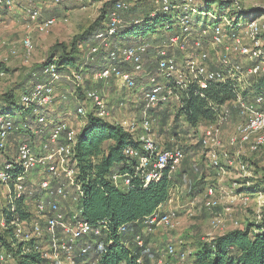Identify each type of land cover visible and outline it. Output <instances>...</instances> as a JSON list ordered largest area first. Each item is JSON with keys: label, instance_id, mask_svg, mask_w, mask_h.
<instances>
[{"label": "built area", "instance_id": "built-area-1", "mask_svg": "<svg viewBox=\"0 0 264 264\" xmlns=\"http://www.w3.org/2000/svg\"><path fill=\"white\" fill-rule=\"evenodd\" d=\"M55 1L59 2V0ZM137 1L114 2L108 13L106 26L96 33V42L91 46L88 54V59L92 62L96 60L102 48H107V63L98 72L99 79L119 80L128 88L136 85V74L144 72V59L151 45L144 41L121 47L111 45L112 39L124 24L122 13L129 10L131 4ZM14 2L15 0H0V15L9 10ZM155 2L164 12L176 8L182 9L183 14L178 20L179 32L171 34L164 43L156 47L154 54L150 55L155 60L156 74L147 76V90L143 96L140 116L122 119L119 122L126 131L136 137L140 146V148L126 149V153L137 161L134 174L117 170L111 175L113 184L119 189L128 188L132 178L137 175L144 179L145 185L151 181H158L165 169L169 168L170 173L178 170L185 157L182 146L175 143L170 147H161L156 141L151 116V110L155 106L166 104L171 99L180 101L179 91L186 90L192 83L204 86L207 82L233 80L239 84L243 77L249 79L264 73V40L261 38L264 26L257 19L247 22L242 28L241 35L234 32L230 34L221 24L203 29L201 34L194 35L191 13L196 12V7L193 0H181L177 6H173L171 0H155ZM27 15L41 32L49 30L56 23L55 18L41 20L37 7L27 8ZM224 18L226 24L233 29L232 21ZM205 34L209 35L205 36ZM208 37L210 43L215 46L226 45L228 41V46L216 65L210 63L209 52L204 46ZM24 46L27 49L31 48L30 39L24 40ZM190 48L193 53L186 56ZM174 51L184 53L185 60L182 65ZM235 55L246 57L252 62L246 72L241 62H234L231 59ZM122 64H128L131 70L123 68ZM42 73L47 79H40L30 91L23 93L20 103L25 109L33 108L38 112L36 119L38 127L35 133L44 134L46 137L38 146L28 141H21L16 147L15 159L7 160L0 165V183L10 185L12 189L7 200L11 212H15L16 198L23 195L31 196L37 190L42 191V195L34 200L27 219L13 216L10 222L2 219L1 225L12 228L14 248L20 243L33 241L36 250L49 264H96L97 259L94 254H104L108 251V247L114 241V233L116 236L125 237L131 225L140 226L141 231L134 234L133 241L140 254L137 263L142 264L144 256L152 258V251L148 247L145 234L153 233L162 227L175 228L177 224L175 211H166L167 207H165L171 201V196L167 203L159 206L152 214L132 223L119 225L115 232L111 228L110 219L97 222L84 219L79 208L84 191L77 181L75 158L79 130L68 120L50 119L43 112L42 109L54 104L56 84L62 75L55 62L46 64ZM82 80L81 71L73 72V81L77 86ZM61 98L66 100L68 97L62 94ZM85 99L93 103L96 116L106 121L110 112L108 103L100 96L98 90L87 91ZM233 103L238 104L237 110L243 120L236 126L230 137V143L239 147L248 145L254 152L264 149V94H255L252 100H249L239 93ZM119 107L123 109L125 103L121 102ZM231 112L228 105L224 106L216 121L206 127L200 139L204 146L213 148L221 144L218 138L220 126L229 118ZM77 114L81 117L87 116L86 108L83 105L79 106ZM168 130L171 131L172 128ZM13 133H15V124L12 116L0 114V151L7 149ZM209 152L213 165L222 170L224 166L214 149ZM223 157L229 164L233 163L228 153L223 152ZM34 172L40 176L37 188L30 186L29 183L32 181L29 177ZM233 196L231 202L240 200L246 204L244 197ZM204 197V208L213 213L210 225L219 228L220 215H222L219 214L221 201L214 196L212 188L206 189ZM222 212L231 214V209L225 207ZM238 224L236 221L235 226L237 227ZM177 246L172 243L167 244L165 255L176 256L183 264L193 251L187 249L179 251ZM9 258L10 254L5 251L0 252V264H6Z\"/></svg>", "mask_w": 264, "mask_h": 264}, {"label": "rangeland", "instance_id": "rangeland-1", "mask_svg": "<svg viewBox=\"0 0 264 264\" xmlns=\"http://www.w3.org/2000/svg\"><path fill=\"white\" fill-rule=\"evenodd\" d=\"M115 1L15 0L12 7L0 15V98L4 97L6 93L12 92L19 102L17 108L11 110L10 113L17 112L23 106L20 103L21 95L30 91L38 79L46 77L41 69L48 61V54L52 47L56 44H64L69 47L75 37H78L77 35L81 36L85 33L101 16L104 5L108 3V7L111 6L109 9H111ZM124 1L130 2V0ZM229 1H234L245 11H251V16L256 15L254 19H257L264 26V0ZM111 2H113L112 5H110ZM219 2L217 6L213 4L211 7H204L211 10L207 16L209 22L213 20L212 15L216 13L218 5L221 4ZM202 3L203 0H193L195 7L202 5ZM131 5V10L122 13L126 23L140 17V13L144 10L154 9L156 11L159 8L153 0H141L137 5ZM29 7L39 9L41 20L55 18V25L45 32L39 31L36 23L29 20L27 15V8ZM236 7L237 5L229 6L228 14L224 17L230 19L233 16L231 13ZM181 11L182 9H179V13ZM108 13L105 20H103V27L106 26ZM224 17L221 20V25L227 32L232 34V28L228 27ZM191 20H196L193 15ZM192 24H195V28L192 25L194 35L201 34L202 31H200L199 26L195 22ZM100 26L97 25V29L89 33L90 36L87 40H80V54L76 66L70 67L69 70H67L68 68L60 70L62 77L56 84L57 94H65L68 98L62 100L61 95L57 96L52 107L42 109L50 119L64 118L73 124L77 130H80L87 122V116H78V107L83 105L87 110V114L95 109L93 103L85 99L86 92L93 89L98 90L100 96L108 103L110 112L106 121L118 124L122 119L139 117L143 96L147 90V76L156 74L155 60L151 56L158 45L164 43L171 34L179 32V24L175 21L171 30H167L164 26H158L155 31L148 32L145 36L128 38L130 36L116 35L112 39L111 46L121 47L144 41L151 45L150 47L153 49L152 53L150 52L149 56L147 55L144 59V72L136 74V85L133 88L123 87L120 89L114 84L113 79L110 80L109 84H99L101 79L98 77V72L107 63V48H102L95 61L91 62L88 59L89 50L96 42V33L103 28ZM244 26L234 33L241 35ZM207 35L209 34H205V36ZM261 38L264 40V28ZM26 39L31 41L30 49L24 46V40ZM204 46L209 52L210 63L216 65L221 54L228 46V41L226 45L215 46L210 43V37H208ZM189 50L186 56L193 53L191 48ZM173 53L182 65L185 60L184 53L182 51H174ZM231 59L234 62H241L245 72L252 63L248 58L239 55L232 56ZM125 65L122 64V66ZM127 69L131 70V68ZM78 70L81 71L83 80L77 86L73 81V72L76 73ZM94 80L98 83H94ZM241 80L238 84L240 93L247 99L252 100L255 90L249 85V79L243 77ZM121 102L125 103L123 109L119 107ZM177 104L176 99H171L168 103L159 104L151 110L153 131L155 134L157 133L161 145L167 147L176 143L184 147L186 158L180 164L177 175L174 174L177 178L176 185L171 193V201L168 202L166 208V211H175L177 224L175 228H159L155 234L148 236V242L153 241V244L156 245L155 248L152 247L154 253L150 259V264H172L174 263L172 258H175V263L177 260L179 261L176 256L168 257L165 255L167 244L178 245L179 251L187 249L195 252L197 241H211L212 238L220 235L219 232L221 231H223L221 233L223 234L233 229H243L248 225L253 226L255 223H259L264 215V149L254 152L249 149L248 145L239 147L230 143V137L236 126L243 120L237 110L238 104L233 102L227 104L232 112L229 118L220 126L218 138L221 144L213 146V148L204 146L200 140L202 133L211 123L202 122L194 128L190 127L182 118L176 121ZM60 115L62 117H59ZM15 118L22 120L24 115L17 112ZM167 127H171L172 130H168ZM23 140V135L18 133L17 130L11 135L7 149L0 151V165L8 156L15 159L16 147ZM212 149L221 159V164L224 166L222 170L213 165L209 152ZM223 152L229 154L233 163L229 164L227 162V159L223 157ZM184 169L187 171H184ZM29 178H32V181L29 182L31 183L30 186L39 187V174L34 172ZM201 180L202 182L199 183L201 187L196 186ZM208 188H212L214 196L221 201L219 214L222 215H220L219 228L210 225L213 213L205 209L203 205L205 191ZM11 191L10 185L0 183V210L7 206ZM233 195L244 197L246 204L240 200L231 202ZM225 207L231 209V214L222 212ZM236 221L239 223L237 227L235 226ZM181 263L179 261V264ZM8 264H12V262ZM183 264H193L192 257H189Z\"/></svg>", "mask_w": 264, "mask_h": 264}, {"label": "trees", "instance_id": "trees-1", "mask_svg": "<svg viewBox=\"0 0 264 264\" xmlns=\"http://www.w3.org/2000/svg\"><path fill=\"white\" fill-rule=\"evenodd\" d=\"M140 1L138 0L135 4L137 5ZM153 1L155 2V0ZM180 1L171 0V3L173 6H177ZM218 1L221 4L218 5L216 13L212 15L213 20L209 22L207 16L211 10L204 7H211L213 4L217 6ZM231 5H237L230 18L234 26L231 30L233 32L256 16H251V11H245L234 1L203 0L202 5L196 7V12L191 13L196 19L192 23L195 22L200 31L219 25L223 17L228 14V8ZM110 7L106 3L96 22L81 36L77 35L78 37H75L69 47L64 44L54 45L48 54V61L45 65L55 62L59 70L67 68L69 70L70 67L76 66L80 54V40H87L90 36L89 33L97 29V25L103 27V20H105ZM154 11V9L144 10L135 20L132 19L128 23L124 21L117 35L130 36L128 38L145 36L146 33L155 31L158 26H164L167 30H171L173 23L178 22L180 15L183 14V11L179 13V9L176 8L168 12L159 8ZM157 11L159 13H156ZM192 25L195 28V24ZM152 51L153 49L150 47L148 54ZM123 68L131 67L126 64ZM41 70L43 71V68ZM249 81L255 94H264V73L257 77H250ZM239 93L238 82L233 80L207 82L204 86L192 83L186 90L178 93L180 101H177L176 121L182 118L190 127L194 128L202 122L213 123L221 109L235 101ZM18 105L19 102L15 94L6 93L4 97L0 98V114L11 115L15 124V132L17 130L23 135V141L38 146L46 136L35 133L38 127L36 111L33 108L25 109L22 106L17 112L23 114L24 118L17 120L15 118L17 112L10 113V111L17 108ZM129 147L140 148L134 135L126 131L119 123H110L98 118L94 110L88 112L87 122L79 130L75 148L77 181L84 191L79 208L82 217L90 222L110 219L113 232L119 225L142 219L156 211L159 206L167 203L177 180L178 170L170 173V169L167 168L158 181H151L145 185L144 179L137 175L132 178L128 188H117L111 180L112 173L120 170L134 174L136 169V159L126 153V149ZM10 159L11 157L8 156L5 161ZM201 182L202 180L196 186H200ZM198 189L200 190V188ZM40 195H42V191L37 190L31 196L23 195V197L16 198L14 213L10 211L8 205L0 210V252L5 251L10 254L7 264L9 262L12 264H49L36 250V244L33 241L20 243L14 248L12 228L1 225L2 219L10 222L13 216L27 219L34 200ZM113 236L114 241L106 253L94 254L97 259L96 264H138L137 260L140 254L132 236L128 240L126 237L116 236V233ZM190 257L193 259V264H264V215L261 221L253 226L248 225L243 229L230 230L214 237L211 241H199L195 252ZM142 264H150V258L144 256Z\"/></svg>", "mask_w": 264, "mask_h": 264}, {"label": "crops", "instance_id": "crops-1", "mask_svg": "<svg viewBox=\"0 0 264 264\" xmlns=\"http://www.w3.org/2000/svg\"><path fill=\"white\" fill-rule=\"evenodd\" d=\"M3 14V13H2ZM1 14V15H2ZM47 79V77H45V78H43V80H46ZM94 83H98V81H96V80H94L93 81ZM93 83V84H94ZM104 83H110V81H105V80H100V82H99V84L101 85V84H104ZM114 84L116 85V86H118V88H120V89H122L123 87H124V85L122 84V82L121 81H119V80H114ZM57 88V87H56ZM62 89H64V88H62ZM57 89H56V98H57V96H60V95H62V94H60V95H58L57 94ZM53 106V105H52ZM52 106H50V107H52ZM49 108V107H48ZM59 117H62L61 115L59 116ZM168 128V127H167ZM177 133V132H176ZM155 139H156V141L158 142V144L161 146V147H163L162 145H161V143H160V139L158 138V136H157V133L155 134ZM167 147H170V146H167ZM245 190V189H244ZM168 205L166 204L165 205V207H167ZM164 207V208H165ZM131 229H130V231H129V233L125 236L126 237V239L128 240V239H131L130 237L132 236V239H133V236H134V234L136 233V232H140L141 231V227L140 226H136V225H131V227H130ZM156 232V231H155ZM155 232H153V233H147V234H145V237H147L148 238V236L149 235H153V234H155ZM223 231H221V232H219L220 234L222 233ZM225 232V231H224ZM198 242L199 241H197V244H195L196 245V248H197V246H198ZM147 244H148V247L151 249V251H152V253H154L153 252V248H155L156 247V245L155 244H153V241H150V242H148V240H147ZM153 247V248H152ZM196 248H195V250H196ZM175 258H172V262H174V263H172V264H179V261L177 260L176 261V263H175V260H174ZM177 259V258H176ZM192 261H193V259H192Z\"/></svg>", "mask_w": 264, "mask_h": 264}]
</instances>
